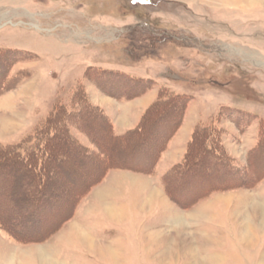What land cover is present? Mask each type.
<instances>
[{
    "label": "rangeland",
    "instance_id": "374dc122",
    "mask_svg": "<svg viewBox=\"0 0 264 264\" xmlns=\"http://www.w3.org/2000/svg\"><path fill=\"white\" fill-rule=\"evenodd\" d=\"M0 150V264H264V0H0ZM113 170L151 178L160 220L90 215Z\"/></svg>",
    "mask_w": 264,
    "mask_h": 264
},
{
    "label": "crops",
    "instance_id": "0c3cea01",
    "mask_svg": "<svg viewBox=\"0 0 264 264\" xmlns=\"http://www.w3.org/2000/svg\"><path fill=\"white\" fill-rule=\"evenodd\" d=\"M113 125L115 132L117 133H120L122 130L127 129L126 126L120 123H115ZM119 128L121 129L119 130ZM172 140L173 139L171 138V140L168 142L167 149L164 152L162 158H160L157 162V167H161L163 171H167L168 168L171 166L170 163H166V160H164V156L166 154H169L170 151L173 149ZM174 161L176 162L178 161V159ZM126 173L131 172L125 170H113L107 173L103 182L92 190L94 193L93 197L95 202L93 205V209L90 212V215H98L99 211L95 208L99 206L100 213L103 212L104 214L107 213H105L106 208L110 210L112 212L111 215L113 214L114 216L117 212H121L120 214H133L132 217L128 219V221H136L139 218L144 219V221L149 220L150 222H156L157 220H160L156 218L153 214L155 210H157L158 212L160 210L159 207L156 206L159 204L156 203H158L159 201H157V197L160 196L161 191L157 187L151 186V178L148 177L149 179H142V177H135L130 174L126 175ZM126 177L134 183L130 184L125 182ZM148 207L150 209L146 210V208ZM119 221V224H122L121 222L123 221Z\"/></svg>",
    "mask_w": 264,
    "mask_h": 264
},
{
    "label": "trees",
    "instance_id": "16d2710c",
    "mask_svg": "<svg viewBox=\"0 0 264 264\" xmlns=\"http://www.w3.org/2000/svg\"><path fill=\"white\" fill-rule=\"evenodd\" d=\"M8 50H10V49H8ZM166 98V97H165ZM163 99V97H161L160 99H159V101H156L157 103H159L160 104V110L161 109H163L164 107H166L165 109H167V106L169 107V109H168V111H166V110H164V113H162V115H161V117H162V120H161V122L160 123H169V122H175L174 124H175V126H177V124H178V122H179V118H178V107L177 106H174V102H176V101H179V97H177V98H175L174 96H173V98L172 99H168V98H170V97H168V98H166V99ZM80 118H81V120L83 121L84 120V117L83 116H80ZM174 126V129L176 128ZM199 127H195V129H194V131H193V134H199V135H201V137H203V135L205 134V133H207L208 131H207V129H204V127H203V129L202 128H200V129H198ZM132 131H128V132H125L124 134H122V135H119V136H114V135H112L110 138H113L114 140L116 139V138H124L125 136H127V135H129L130 133H131ZM163 132L161 131V129H160V131H158V132H156L155 133V135H154V139L156 138H162L163 137ZM112 139V140H113ZM151 140H152V138H150ZM159 139V140H160ZM195 138H193V140H194ZM113 140V142H116V141H114ZM118 140H120V141H117V142H121V144H126V146H123L122 145V147L121 148H128V147H130V148H132V147H134V141L133 140H128V141H126L125 139H118ZM159 140H158V142H159ZM192 140V142H194ZM151 142L152 141H148V142H143L144 144H142V145H140L138 148L139 149H141V151H139V152H137L136 153V155H135V157H129V159L131 160H138V158L139 157H141V156H143L144 157V160H143V162H144V165L142 164V167L144 166V169H149V168H151L150 166H152L151 164L153 163V157L152 156H154V151H158V149L157 150H152V152H151V154H150V156H148V155H146V153H145V151L146 150H148V148H149V145L151 144ZM111 144H113L112 142H110ZM109 145V146H111L112 147V145ZM71 146V145H70ZM69 146V147H70ZM110 147V148H111ZM114 147V146H113ZM71 148V147H70ZM120 149V148H119ZM119 149H116L115 147L114 148H112V150H119ZM207 150H209V151H211L212 149H211V147H207ZM1 151V150H0ZM153 153V154H152ZM14 155L15 154H17L16 152H14L13 153ZM74 154V153H73ZM18 155V154H17ZM27 156V155H26ZM77 155H75L74 154V158L76 159L77 157H76ZM147 156V157H146ZM17 158H20V164H26V163H28L29 162V158H27V157H20L19 155H18V157ZM214 158L215 159H212V161H214V162H221V161H219V160H216V158H217V155H215L214 156ZM128 159V161H130ZM218 159V158H217ZM3 160H7V161H17L18 162V160H16V159H14V157H7V159H3ZM6 162V161H5ZM109 162V161H108ZM136 162V161H135ZM186 161H183V163L182 164H180V166L179 165H176V166H173V168L170 170V172H168V174H166V176H165V185H168V184H166V183H168V179L169 178H171V176H175V177H178L179 178V171L181 170V169H183L184 170V168H185V163ZM29 164V163H28ZM1 165H3V164H1ZM30 165V164H29ZM28 165V166H29ZM119 165V166H118ZM183 165H184V168H183ZM121 165L120 164H118L117 162H113V163H108V165L106 166V169H108V168H113V167H120ZM121 167H123V168H129L128 166H121ZM188 167V166H187ZM187 167H186V169H187ZM220 169H222L223 170V168L222 167H219ZM36 171H37V169H35V171L33 170L32 171V173H34L35 172V175H36ZM102 175V174H101ZM103 177H99L98 178V180L96 181V182H98V181H100L101 179H102ZM177 178V179H178ZM95 182V183H96ZM191 182H195V179L194 178H192V181ZM44 187V185H43V183H42V185L41 184H39L38 185V190H39V192H41L40 190H42V188ZM178 187V186H177ZM176 187V188H177ZM24 188H26V187H24ZM182 189H184V186H183V188ZM82 190V188L79 190V192H78V194H79V197H81L85 192H86V190L85 191H81ZM38 193V192H37ZM41 195V194H40ZM57 197V196H56ZM55 197V195H50L49 197H44L43 195L42 196H39V193L37 194V196H35L33 193H32V195H28L27 197H26V203L28 204V203H30V202H32V205H37V207H38V205H39V207H41V209H42V211L40 212L41 213V216H51V213L54 215V214H56L57 213V210H55L56 209V206L58 205H56L55 206V201H59V200H57V198ZM55 198V199H54ZM44 199V200H43ZM46 199V200H45ZM51 205V206H50ZM45 206V207H44ZM55 206V207H54ZM43 209H45V210H43ZM40 213H38V216L40 215ZM72 214V212H70V214L66 217V218H68L70 215ZM52 215V217H51V220H50V222H52V220L53 221H55V218L57 217V216H53ZM57 215V214H56ZM59 217V216H58ZM40 217H39V219L37 218H34V217H32V220L31 221H28L29 222V224H30V228H34L35 226H34V223H35V221H40ZM7 220V219H6ZM62 221H64V219H62L59 223H61ZM19 222V221H18ZM0 223H2V219H0ZM25 223V222H24ZM17 224H19V225H22V223L21 222H19V223H17ZM10 227H12L13 229L15 228V226H12L11 224H8ZM23 226V225H22ZM16 231H17V233H12L11 231H10V233H12L13 234V236H14V238L16 239V240H18V241H25V240H32V239H38L39 237H41V233L42 232H40L39 231V229H38V231L36 232V230H35V233H32V234H25L24 232H22V231H20L19 229H16ZM34 234V235H33ZM24 235L25 236H27V235H32V236H30V237H24ZM46 235H44L43 237H45ZM42 237V238H43Z\"/></svg>",
    "mask_w": 264,
    "mask_h": 264
},
{
    "label": "bare ground",
    "instance_id": "6f19581e",
    "mask_svg": "<svg viewBox=\"0 0 264 264\" xmlns=\"http://www.w3.org/2000/svg\"><path fill=\"white\" fill-rule=\"evenodd\" d=\"M110 209V208H109ZM110 211V210H109Z\"/></svg>",
    "mask_w": 264,
    "mask_h": 264
}]
</instances>
